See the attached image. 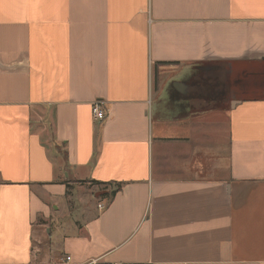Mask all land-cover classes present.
Returning <instances> with one entry per match:
<instances>
[{
    "label": "crops",
    "instance_id": "crops-1",
    "mask_svg": "<svg viewBox=\"0 0 264 264\" xmlns=\"http://www.w3.org/2000/svg\"><path fill=\"white\" fill-rule=\"evenodd\" d=\"M263 60L264 0H0V264H264Z\"/></svg>",
    "mask_w": 264,
    "mask_h": 264
},
{
    "label": "rangeland",
    "instance_id": "rangeland-1",
    "mask_svg": "<svg viewBox=\"0 0 264 264\" xmlns=\"http://www.w3.org/2000/svg\"><path fill=\"white\" fill-rule=\"evenodd\" d=\"M228 69L231 68L228 67ZM225 74L227 75V72L224 67L217 73L218 77L222 79L225 78ZM229 78L232 85L238 88L239 96L264 95V60L257 63L233 65ZM232 90L234 93L235 88L233 87ZM99 189L102 191L104 188L99 186Z\"/></svg>",
    "mask_w": 264,
    "mask_h": 264
},
{
    "label": "built area",
    "instance_id": "built-area-1",
    "mask_svg": "<svg viewBox=\"0 0 264 264\" xmlns=\"http://www.w3.org/2000/svg\"><path fill=\"white\" fill-rule=\"evenodd\" d=\"M91 113H92V116L94 119L96 120H101L105 117V111H104V108L101 106L100 102L99 101H94L92 103V106H91ZM100 207H102V205H99ZM70 260V256H65L63 258V261L64 262H67ZM85 264H104L98 260H90L88 261L87 263ZM108 264H132V263H126V262H115V263H108Z\"/></svg>",
    "mask_w": 264,
    "mask_h": 264
},
{
    "label": "trees",
    "instance_id": "trees-1",
    "mask_svg": "<svg viewBox=\"0 0 264 264\" xmlns=\"http://www.w3.org/2000/svg\"><path fill=\"white\" fill-rule=\"evenodd\" d=\"M113 193V192H112Z\"/></svg>",
    "mask_w": 264,
    "mask_h": 264
}]
</instances>
